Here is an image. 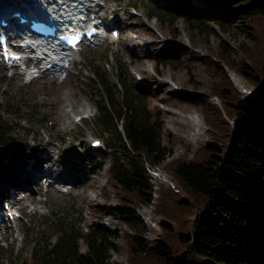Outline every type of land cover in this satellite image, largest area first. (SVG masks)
I'll list each match as a JSON object with an SVG mask.
<instances>
[{
	"label": "trees",
	"instance_id": "1",
	"mask_svg": "<svg viewBox=\"0 0 264 264\" xmlns=\"http://www.w3.org/2000/svg\"><path fill=\"white\" fill-rule=\"evenodd\" d=\"M180 2L185 10L177 13L144 0L137 6L166 27L170 40L177 36L179 20L191 38L208 42L222 33L235 41L233 50L220 38L216 50L210 47L209 56L200 57L211 77L210 93L193 89L179 96L200 107L210 141L194 152L185 146L167 160L175 186L160 184L154 197L151 170L170 152L162 142L160 112L149 106L146 86L132 83L120 62L112 82L103 66L89 61L91 81L102 92L92 100L97 132L106 139L100 155L110 159L105 201L91 207L95 220L85 229L79 220L51 214L56 238L42 239V233L27 261L10 258V264H111V240L118 232L102 224L104 217L117 221L130 264H264V0H204L195 9L188 0ZM178 54L171 45L155 50L154 73L159 66H177ZM225 66L257 92L244 97ZM209 95L219 98L223 110ZM6 104L21 116L18 101L9 98ZM14 130L0 120V147L15 143ZM113 196L117 203H111ZM150 203L167 221L158 223L159 236L147 243L137 208Z\"/></svg>",
	"mask_w": 264,
	"mask_h": 264
},
{
	"label": "rangeland",
	"instance_id": "2",
	"mask_svg": "<svg viewBox=\"0 0 264 264\" xmlns=\"http://www.w3.org/2000/svg\"><path fill=\"white\" fill-rule=\"evenodd\" d=\"M144 1L149 5H166L163 8L174 13L185 10V4H181L180 0ZM0 2L11 5L15 0ZM141 2L142 0H102L104 6L101 14H106L108 21L115 20L118 37L112 40L107 28L106 38L103 36L94 44L83 46L82 51L76 54L75 63L65 72L45 73L28 81L23 76L25 74L18 73L14 76L0 62V120L15 127L13 136L17 138L12 145L0 147V199L8 198L14 193L20 200L15 205L20 218L15 221L14 226L0 227V264H10L8 260L12 258L27 261L35 240L42 233V239L51 237L54 240V227L49 224L52 221L51 214H59L68 221L79 220V225L85 229L95 220L91 207L105 201L102 187L105 186L108 175L109 155L106 153L103 156L99 154V150L89 149L90 140L94 137L102 141L103 148L106 146V139L97 132L94 122L96 109L92 100L101 97L102 92L91 81L92 76L87 71L89 61L93 60L95 64L103 66L112 82L115 81L114 67L121 63L132 83L146 86L151 97L148 99L149 106L157 107L160 112L162 142L170 152L163 163L151 170L154 197L159 183L165 187L175 186L166 161L180 155L185 146H189L191 152H194L210 141L200 107L180 101L179 96L193 89L199 93H210L211 77L204 71L200 57L209 56L206 49L210 47L216 50L220 38L228 41L233 50L235 41L222 33L220 36H210L208 42L191 38L179 20L177 36L170 40L166 27H162L155 18L147 19L144 16V9L137 6ZM187 3L194 9L204 6V0H188ZM110 5L114 7L109 9L107 6ZM165 45L178 49V65L169 63L159 68L157 65L159 73H154V51ZM225 69L238 89L244 85L246 89L253 90V93L257 92L250 88L245 79L226 66ZM230 72L237 75L236 78ZM57 90H61L60 96H57ZM210 95L207 98L223 110L219 98ZM9 98L20 103L21 116L15 114L14 109H7ZM67 101L75 103L77 107L68 116V121L73 124L64 129L57 112ZM83 104L90 105V108L83 113L84 118L75 121L76 117L73 118V115H78V109L81 110ZM26 130L28 132L25 134ZM44 155H50V161L39 160ZM42 163L43 171L50 172V177L42 175V170L39 171L42 180L38 184L34 179L31 181L26 172L30 165L36 170L40 169ZM10 170L17 175V180L5 177V173ZM61 178L65 180L61 184L64 191L58 189L60 186L53 181ZM48 183L53 184L48 186ZM109 190L112 191L110 188ZM111 203H117L115 196L111 198ZM137 211L144 221L143 238L150 243L159 236L158 223L167 220L155 213L153 203L141 205ZM102 224L107 229L118 232L111 240V264H130L127 245L117 221L104 217ZM79 246L81 251L85 250L82 241Z\"/></svg>",
	"mask_w": 264,
	"mask_h": 264
},
{
	"label": "bare ground",
	"instance_id": "3",
	"mask_svg": "<svg viewBox=\"0 0 264 264\" xmlns=\"http://www.w3.org/2000/svg\"><path fill=\"white\" fill-rule=\"evenodd\" d=\"M43 1H47V2H49L50 4H51V6L52 7H54L55 5H56V3H54V2H52V1H49V0H43ZM64 1H66L67 2V5H69L71 8H72V10H77L78 8H83L84 6H89V7H91L92 9H94V10H96V13L97 14H99L100 13V11H101V7L99 6L100 5V2L102 1V0H64ZM110 7V6H109ZM98 18H102V22H103V16L101 15L100 17L98 16L97 17V19ZM10 21H11V24L12 25H16V22H15V20L14 19H10ZM112 24L113 25H116L115 24V21H112ZM103 37V36H102ZM112 38V37H111ZM48 61H46L45 62V65H46V63H47ZM17 73H19V74H25L27 77H32L34 74H35V72L33 71V70H30L29 72H23V68H20L19 69V71L17 72ZM46 72H42L41 73V75L42 74H45ZM230 74H231V76L233 77V78H236V76L237 75H235L233 72H230ZM63 91V90H62ZM56 94H57V96H60V94H61V90H57L56 91ZM71 97V96H70ZM66 98H68L69 99V97L68 96H66ZM67 99V100H68ZM77 107V105L75 104V103H73V102H69V101H67V102H65V103H63L62 105H61V107H60V109L58 110V112H57V116H58V118H59V120H60V122L62 123V126H63V128L64 129H67V128H69L70 126H71V124H73V123H70L69 121H68V116H69V113H70V111H73L75 108ZM90 108V105H87V104H83V107H81L80 109L81 110H79L78 109V115H83V113H85V112H87L88 111V109ZM193 111V110H192ZM76 112V111H75ZM78 115H73V118H74V116L76 117V116H78ZM72 118V119H73ZM188 124V123H187ZM186 124V125H187ZM197 124V123H196ZM196 127V126H195ZM40 145V147L41 148H43L44 149V146L42 145V144H39ZM39 149V148H38ZM48 150V149H47ZM50 155H44L43 157H40L39 158V160H41V161H44V160H47V162L48 161H50ZM43 164V163H42ZM38 166V165H37ZM41 166H43V165H41ZM42 171L44 170L43 169V167H41L40 168ZM40 169H38V170H35V173H34V176H33V179L36 181V182H38V184L40 183V181L42 180L41 179V177H42V175H48V174H50V172L48 173V171H43V174L41 175V176H39V171H41ZM37 172V173H36ZM61 181H65L63 178H61ZM53 183H49L48 184V186H51ZM159 185H160V183H159ZM76 189V188H75ZM12 198V202H13V204H18L19 203V199H16V198H14V197H11ZM5 223H6V221H5V218L3 217V216H0V227H1V225H4L5 226Z\"/></svg>",
	"mask_w": 264,
	"mask_h": 264
},
{
	"label": "water",
	"instance_id": "4",
	"mask_svg": "<svg viewBox=\"0 0 264 264\" xmlns=\"http://www.w3.org/2000/svg\"><path fill=\"white\" fill-rule=\"evenodd\" d=\"M0 158H1V154H0Z\"/></svg>",
	"mask_w": 264,
	"mask_h": 264
}]
</instances>
